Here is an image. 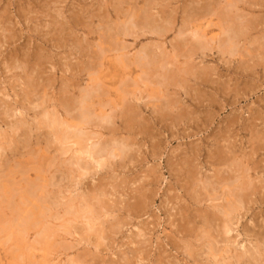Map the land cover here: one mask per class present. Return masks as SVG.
I'll use <instances>...</instances> for the list:
<instances>
[{"label":"rangeland","instance_id":"rangeland-1","mask_svg":"<svg viewBox=\"0 0 264 264\" xmlns=\"http://www.w3.org/2000/svg\"><path fill=\"white\" fill-rule=\"evenodd\" d=\"M126 1L125 4L121 5V10L119 8L118 11H124L128 15L134 12L139 16L145 14L141 15L140 18L150 13L154 19L165 20L170 23V31L166 33V38L163 40L166 46L165 58L169 63L168 69L173 73L177 69L187 73L192 71V75L188 74L185 79H182L181 75L170 78L171 74L166 72L167 75L163 80L159 75L158 77L154 75L150 77V74L142 76V69L134 65V55L141 48V45L151 41L149 34L139 35V38H134V35L123 37L121 40L118 38L117 41H109L112 43L110 45L98 40V34L100 36V34L104 35L105 33H102L101 25H106V28L107 25L113 28L118 20H123V17L120 19L113 11L121 3L120 0H116V2L115 0H52V3L49 0H0L1 113L5 105H8L9 108L10 106L11 108L17 106L18 110L21 108L20 104L27 106V103L22 101V95L28 93V91L24 92L26 90H23L22 81L27 79L32 81L34 86H37H33L37 88V93L41 94V91H45L46 96L44 98H49L47 102L49 111L51 109L49 104L52 103V101L49 102L50 99L66 97L67 94L63 93L66 85H76L75 96L78 95L80 89L90 84L92 86L98 85V87L95 86L98 88V93L95 94L96 98L94 95V102L97 99L100 101L99 104L104 105L103 112L111 114L110 122L112 123L103 125L104 127L107 126L106 131L93 128L94 132L104 133L98 140L95 139L97 142L106 141L110 143V141L117 139L122 143L123 137H128L127 132L123 131V118H127L130 110L137 112L139 110V115L136 112L137 115H135L136 117L139 116L137 118H141L143 115L142 120L139 121L145 122L142 123L143 127H141L144 130L143 133L136 136L135 140L138 143L135 140L133 142L131 151L133 154H129L132 158L123 161V157H109L108 165L106 164L101 169L95 168V165L88 159H80V164L89 162L92 166L88 167L91 170H88L90 172L87 174V171L77 170V166L70 168L67 163L70 154H60L58 145L53 142V137L47 133L46 129L35 130L33 112L25 113L26 111L20 109L22 115L18 111H14L13 115L7 118L0 113V203L2 205H0V264H126L125 260L128 261V264H212L211 259L200 254L199 250H195L198 247L195 248L194 246L199 244V241H194L196 232L189 236V228L192 226L190 223L193 218L198 220L199 210L202 211L211 202L208 201L206 192L199 193V185H194V189L187 186L184 175L176 174L174 170L177 168L172 165L183 155L188 156L195 152L198 154L196 162L203 165V170L200 171L205 173L204 175H211L212 169L206 166L210 161L209 155L215 146L221 147L220 145H222L235 150V154L239 157L244 154L243 160L248 161L249 168L255 165L253 171L249 170L252 177H255L254 184L258 188L264 186V52H262L264 51V3L249 4V7L253 9L248 8L240 11L238 9L233 15H230L231 12L226 10H229L231 6H228L226 0H210L209 2L202 0L204 3L202 4L200 1L201 5L197 6L195 4L191 6L189 0H179L178 2L174 0L168 5L167 3L164 5L165 2H163L164 4L160 3L152 8L147 6V0ZM212 1L213 3H211ZM58 11L61 12L59 17L56 15L59 13ZM121 13L123 14V12ZM55 17L58 19L57 21H55ZM102 17L105 18L106 23L102 21ZM186 17H189V20L184 23ZM192 17L196 20L193 23L195 31L199 32V35L205 34L202 35L205 36V41L208 39L205 44L208 45L209 49L205 45L202 47L204 50H201L200 47V49L196 48L195 51L191 46L190 42H193L194 38L191 36V31L194 29L190 28L189 21ZM229 18H232L233 22H230ZM238 24L247 26L246 28L249 30L241 28L244 34H248L239 41L238 55L232 56L228 53L223 55L220 47L224 45L225 31L230 27L233 28V32H237L235 28ZM86 28L101 31L88 37L84 31ZM180 29L183 31V36L179 38H186L189 43L185 45L182 41L183 48L178 47V50L173 51L170 45H174L179 40L176 34ZM58 32L59 34H57ZM105 35L108 36L109 33H105ZM88 43L90 46H87ZM119 43L127 47L126 50L122 51L125 57L112 50L114 49L112 45L114 44L115 47L116 44L120 45ZM97 44L104 45V51L109 52L98 53V55L96 50L98 51L99 45ZM102 46L99 49L103 51ZM89 48L91 50H88ZM98 58H102L100 62ZM94 60L95 63L92 65ZM196 63V68L200 69L194 68L193 65ZM16 65L19 68H14ZM86 65L90 68L86 72L81 71V68ZM201 69L207 73L210 72L208 73L209 78L206 77L208 80L204 78L196 82L193 80L194 71ZM88 71H91L90 74L92 73L89 78ZM77 72L79 75L81 73V76L79 78L73 77ZM179 78L182 79L183 83H181V79L178 81ZM167 79L170 81L167 82ZM33 87L30 90H33ZM68 89L71 92V87ZM174 91L176 92L174 93ZM33 94L35 95L34 92L31 95ZM175 100L177 104L172 105L175 103L172 101ZM167 101L170 102L167 103L168 105L166 104ZM159 103L162 104L161 107H159ZM145 104L147 105L145 106ZM166 105L175 111L172 110V112L169 109L167 111L174 116L169 115L170 120L161 123L160 117L156 115L159 113L161 115L162 110L166 111L162 108L167 107ZM125 107L128 108L124 109ZM129 107L132 108L129 109ZM161 108L162 110H160ZM122 111L127 112L123 114ZM154 111L156 114L153 113ZM112 112L114 113L112 114ZM155 117L159 118L156 120ZM22 118L26 122L25 126H30L31 131L18 129L12 133L8 124ZM172 118L173 120L178 118V122H176L177 120L175 124L169 122ZM145 125H147V129ZM109 129L111 130L109 131ZM154 150L153 158L152 152ZM70 170L73 171L72 175H70ZM82 173L84 174L81 176ZM151 177L152 182H148ZM180 179L181 181H179ZM32 187L38 190L35 191V195L40 200L45 198L43 199L44 202H38L36 200L38 197H35L36 199L28 197L32 203H36L35 205L22 200L25 192ZM11 189L12 194L5 193ZM140 191L148 194L147 203L144 206H139L141 207L138 208L139 210L135 208L134 212L128 211L129 205L131 206L135 202V198L141 194ZM197 192L198 194H196ZM263 193L264 188L253 195L255 197L249 203L248 209H244L245 211L241 209L242 214L240 210L241 215L246 214L241 218L239 216L237 222L241 220L235 226V230L229 232L227 236L225 235L230 240L235 239L234 243L227 246V249L231 247L229 250L232 253L237 250V252L243 251L242 249L246 245L249 248L252 246L251 238L242 232L244 227L245 229L249 227L248 230L246 229L248 234L255 229L259 230L260 232L257 230L254 232L256 234L261 233L260 239L264 238V198L261 199L262 197L259 196L260 194L263 196ZM10 194L12 197L8 198L11 196ZM196 195L199 196L196 197ZM193 196L195 199L192 198ZM198 197L201 198V205L196 201ZM203 198L207 200L202 201ZM259 199L262 200L261 203ZM83 200H86L88 205L94 206L93 208L95 211L98 210V214L102 213L92 231L86 229L83 212L76 210V208L80 209L85 206L86 201ZM11 201L14 204L23 202L16 206L18 213L14 210L15 205L11 206ZM50 202L53 204L52 206L48 205L51 204ZM36 205H38L37 208L34 207ZM45 206L51 207L46 215H43L42 208ZM208 209L211 211L210 208ZM28 212H30L29 215H33L29 217V222L33 225L28 223L25 230L20 233L16 230L19 215L23 216ZM16 213L19 215L17 216ZM184 222L185 224H183ZM12 223L13 225H11ZM97 230H99L100 236L104 234L102 236L104 240L98 239ZM178 230H182L183 234L182 231ZM261 242L264 248V240ZM189 244L193 247L190 248ZM134 250L137 252H133ZM129 256H131L129 260L125 259Z\"/></svg>","mask_w":264,"mask_h":264},{"label":"bare ground","instance_id":"bare-ground-1","mask_svg":"<svg viewBox=\"0 0 264 264\" xmlns=\"http://www.w3.org/2000/svg\"><path fill=\"white\" fill-rule=\"evenodd\" d=\"M51 1L52 3V0H49ZM54 1V0H53ZM126 0H120L121 3L118 4V7H115L114 8V5H113V11L116 12L117 16L121 19L123 17V20L119 21L116 23V26L115 27H109L107 25V28L105 26H102L101 25V30H102V33L105 32V33H109L108 36L104 35L103 34H98L97 38L98 40H101L102 43H109L110 42H113V41H117V39L119 38L121 40V38L123 37H127V36H133L134 35V38H139L138 36L139 35H143V34H146V35H151V41L147 44H144V45H141V48L136 52V54L134 55V65H137L139 67H136V68H139V69H142V76H147L148 74H150L149 76L150 77H153V75L155 77H159L163 80L165 79L166 75L165 74L166 72L168 74H171L170 78L172 76H176V77H179L181 75V78L182 79H185L187 78V75L188 74H191L193 73L192 71L189 73H187L186 71H183V70H179L177 69L174 73L168 69V60L165 58V51H166V46H165V42L163 43V40L166 38V33H168L170 31L169 27L171 26L170 23H168V21H160V20H156L154 19L153 15L151 16V14L147 13L148 15L147 16H142L144 18H140L141 15H145V14H141L140 16L139 15H136V14H131L129 13L130 15L126 14L124 11H121L123 12V14L118 11V9L122 8L121 5L125 4ZM145 1V0H144ZM174 0H147V6L149 8H152L153 6L155 5H158L160 3L164 4L163 2H165L164 5H168V3H172ZM179 0H176V2H178ZM188 1V0H187ZM202 0H189L191 6L192 5H199ZM207 1V0H206ZM210 0H208L209 2ZM214 1V0H213ZM213 1L211 3H213ZM216 1V0H215ZM228 1V6L231 8L229 10H226V11H230L231 14L230 15H233L235 11H237L239 9L240 10H245V9H253V8H250L249 7V4L251 5L252 3H264V0H226ZM116 2V0H115ZM113 2V3H115ZM188 2V3H189ZM184 3V1H183ZM204 2H202L203 4ZM187 4V3H186ZM117 5V4H116ZM115 5V6H116ZM201 5V4H200ZM210 5V4H209ZM263 5V4H262ZM189 6V4H188ZM254 6V5H253ZM146 8V7H145ZM144 8V9H145ZM228 8V7H227ZM241 8V9H240ZM262 8V7H261ZM93 9V8H92ZM123 10V9H122ZM149 10V9H148ZM151 10V9H150ZM200 10V9H199ZM261 10V9H259ZM238 11V12H239ZM59 12V11H58ZM87 12V11H86ZM146 12V11H144ZM157 12V11H156ZM200 12V11H199ZM93 13V12H92ZM100 13V12H99ZM114 13V12H113ZM143 13V12H142ZM44 14V13H43ZM61 14V12H59L58 14L56 13V15L59 17ZM79 14V13H78ZM155 14V13H154ZM158 14V13H157ZM161 14V13H160ZM200 14V13H199ZM55 15V16H56ZM77 15V14H76ZM75 15V16H76ZM95 15V14H94ZM56 16V17H57ZM82 16V15H80ZM79 16V17H80ZM96 16V15H95ZM109 16V15H108ZM116 16V17H117ZM197 16V14H196ZM228 16V15H227ZM242 16V15H241ZM56 17L54 18L55 21H57L58 19H56ZM158 17V16H157ZM167 17V16H166ZM172 17V16H171ZM194 17V15H193ZM190 18L191 20L189 21L190 22V25L192 29H194L193 27V23H194V20ZM219 17V16H218ZM221 17V16H220ZM230 17V16H229ZM233 17V16H231ZM238 17V15H237ZM236 17V18H237ZM108 18V17H107ZM159 18V17H158ZM222 18V17H221ZM103 19V20H102ZM102 21L104 23H106L104 21L105 18L102 17ZM141 19V20H140ZM168 19V18H167ZM166 19V20H167ZM230 19V22L233 20H231L232 18H229ZM61 20V19H60ZM90 20V19H89ZM116 20V19H115ZM169 20V19H168ZM189 20V17H186L184 19V23L187 22ZM193 20V21H192ZM264 20V19H263ZM51 21V19H50ZM63 21V20H61ZM69 21V20H68ZM92 21V20H91ZM170 21V20H169ZM192 21V22H191ZM196 21V20H195ZM240 21V20H239ZM60 22V21H59ZM78 22V21H77ZM188 22V23H189ZM261 22V21H260ZM58 23V22H57ZM62 23V22H61ZM81 23V22H80ZM79 23V24H80ZM192 23V24H191ZM199 24V22H196V24ZM250 23V22H249ZM8 24V23H7ZM54 24V23H53ZM67 24V23H66ZM86 24V23H85ZM172 24V23H171ZM252 24V23H251ZM250 24V25H251ZM65 25V24H64ZM173 25V24H172ZM234 26L236 24H233ZM232 25V26H233ZM244 25V24H243ZM256 25V23H255ZM253 25V26H255ZM75 26V24H74ZM85 26V25H83ZM87 26V25H86ZM85 26V27H86ZM189 26V25H188ZM233 26V27H234ZM252 26V27H253ZM185 27V25H184ZM247 27V26H246ZM240 24L237 25V27L235 29H237L236 31L237 32H233V28H230L228 27L226 29V37H225V40L223 41V46L221 45V51H222V54L225 55V54H229L232 56L234 55H238L237 52H239V41L245 37L247 34L243 32V30L241 28H245L244 30H248V28H246ZM257 27V26H256ZM58 28V27H57ZM61 28V27H60ZM59 28V29H60ZM68 28V27H67ZM88 28V27H87ZM84 29V31L86 32V35L89 37L91 36V34L95 33V32H98V31H101V30H98V31H93V29L89 28V29ZM100 28V27H99ZM171 28V27H170ZM188 27V29H190ZM250 28V27H249ZM70 29V28H69ZM199 29V28H198ZM201 29V28H200ZM238 29H241V30H238ZM86 30H89L92 32H89V31H86ZM184 30V29H183ZM225 30V29H224ZM61 31V30H60ZM65 31V30H64ZM108 31V32H107ZM3 32V31H2ZM186 32V31H185ZM191 36H193V42L191 41V46L194 48V50L196 48H199L201 47V50H204L202 47L206 45V47L208 48V45L205 44V42L208 40L205 41V34L202 35V34H198L199 32H196L195 29L191 31ZM224 32V31H223ZM71 33V32H69ZM59 34V32L57 33ZM187 34L189 35L190 37V34L187 32ZM185 34V35H187ZM72 35V34H71ZM95 35V34H94ZM97 35V34H96ZM174 35V34H173ZM187 35V37H188ZM199 35V36H198ZM106 36V37H105ZM182 37L183 36V31L182 29L178 30V33L176 34V37ZM82 37V36H81ZM105 37V38H104ZM107 38V39H106ZM184 38V37H183ZM190 40V38H188ZM192 39V38H191ZM246 39V38H245ZM244 39V40H245ZM9 40V39H8ZM69 40V39H68ZM123 40V39H122ZM90 41V40H89ZM137 41V40H136ZM135 41V42H136ZM176 41V40H175ZM182 41L184 42V44L186 45V43H189L186 38L182 39V38H179L178 41H176V43L173 45H170L172 47V50H178V47H182L184 46V44L182 43ZM216 41V40H215ZM252 41V40H251ZM72 42V40H71ZM82 42V41H81ZM70 43V42H69ZM100 43V41H99ZM209 43V42H208ZM211 43V42H210ZM249 43V42H248ZM73 44V43H72ZM101 44V43H100ZM112 44V43H109V45ZM120 44V43H119ZM123 44H124V41H123ZM252 45L254 43H251ZM99 45V44H97ZM97 45H94L97 47ZM114 45V44H113ZM112 45V50H114V52L116 51L120 56L122 57H125L123 54H122V51L123 50H126L127 47H125V45L122 46V44L120 45H115V47ZM243 45V44H242ZM249 45V44H248ZM260 45V44H259ZM263 45V44H262ZM74 46V45H73ZM82 46V45H81ZM87 46H90L89 43ZM102 46V45H101ZM100 45L97 47L98 51L96 50L97 54L99 53H102L103 52H109V51H104V45L102 46L103 47V51L102 49H99V47H101ZM108 46V44H107ZM121 46V47H120ZM131 46V45H130ZM92 47V45H91ZM109 47V46H108ZM212 47V45H211ZM219 47V46H218ZM217 47V48H218ZM261 47V46H260ZM259 47V48H260ZM263 47V46H262ZM86 48V47H85ZM88 48V47H87ZM110 48V47H109ZM258 48V49H259ZM107 49V47H106ZM111 49V48H110ZM209 49V48H208ZM207 49V50H208ZM257 49V48H256ZM88 50H91L90 48ZM100 50V52H99ZM206 50V49H205ZM219 50V51H220ZM196 51V50H195ZM220 51V52H221ZM79 52V51H78ZM192 52V51H191ZM264 52V51H262ZM89 54L91 52H88ZM194 53V52H193ZM81 54V53H80ZM95 54V53H94ZM96 54V56H98ZM101 54V55H102ZM169 54V53H168ZM258 54V53H257ZM23 55V54H22ZM87 55V54H85ZM100 55V56H101ZM130 55V54H129ZM228 55V56H229ZM89 56V55H88ZM95 56V55H94ZM104 56V55H103ZM131 56V55H130ZM167 56V55H166ZM189 56H192V55H189ZM256 56V55H255ZM264 56V55H263ZM13 57V56H12ZM79 57H82V56H79ZM231 57V56H230ZM254 57V55H253ZM84 58V56H83ZM90 58V56H89ZM93 58V57H92ZM96 58V57H95ZM161 58V60H160ZM22 59V58H21ZM28 59V58H27ZM35 59V58H34ZM99 59V58H98ZM98 59H95V60H98ZM102 58H100L98 61L100 62ZM116 59V58H115ZM129 59V58H128ZM132 59V58H131ZM190 59H192L190 57ZM95 60L94 62L92 63V65L95 63ZM119 60V59H118ZM194 61V59H192ZM127 61V60H126ZM23 62V61H22ZM128 62V61H127ZM89 63V62H88ZM130 63V62H129ZM194 63V62H193ZM35 64V63H34ZM86 64V63H84ZM98 64V63H96ZM101 64V63H100ZM133 64V63H131ZM131 64H128V65H131ZM173 64V63H172ZM203 65V64H202ZM70 66V65H69ZM79 66V65H78ZM95 66V65H94ZM98 66V65H97ZM102 66V65H100ZM194 68H196L197 66V63L196 65H193ZM19 66H15L14 68H16ZM99 67V66H98ZM90 67L89 66H84L82 67L81 71H87ZM92 68V66H91ZM198 68V67H197ZM196 68V69H197ZM38 69V68H37ZM99 69V68H98ZM200 69V68H198ZM41 70V69H40ZM190 70V69H189ZM174 71V70H173ZM89 72V71H88ZM91 72V71H90ZM88 74V78L91 76V74ZM44 73V72H43ZM73 73V71H72ZM79 72L75 73L73 75V77L77 76L78 78L81 76V73L80 75L78 74ZM173 73V74H172ZM210 73V72H208ZM208 73L204 71V69L202 70H197V71H194V78L193 80L194 81H199L201 79H204L205 80H208L206 79L209 78L208 76ZM41 74V73H40ZM218 74V73H217ZM72 75V74H71ZM70 75V76H71ZM192 75V74H191ZM69 76V77H70ZM175 77V78H176ZM193 77V76H192ZM168 78V77H167ZM174 78V79H175ZM179 78L178 81L181 79ZM73 79V78H72ZM96 79V78H95ZM151 79V78H150ZM182 79L180 80L181 83L182 82ZM190 79V78H189ZM32 80V79H31ZM173 80V79H172ZM73 81V80H72ZM90 81V80H89ZM94 81V79H93ZM98 81V80H97ZM170 81V80H169ZM168 79H167V82H169ZM175 81V80H173ZM177 81V82H178ZM96 82V81H95ZM162 82V81H161ZM186 82V81H184ZM195 82V83H196ZM22 83L24 84V89L23 90H26L24 92H27V95H22L23 96V99L22 101L23 102H26L27 103V106L25 104H20V109L26 111L25 113L27 112H33V120L35 121V130H41L42 128L43 129H46L47 130V133L53 137V142H55L57 145H58V150L60 152V154L62 155H65V154H70V157L69 159L67 160L64 159V163H65V160H67V163L68 165L70 166V168L72 166H77V170L79 171H82V172H85L87 171V174L90 172H88V170H91L89 169L88 167H92L90 166L89 162L86 164L83 162V164H80V159H88V161L92 162L93 165H95L94 167L96 168H100L101 167L103 168V166H106V164L108 165V160H109V157H117L119 156L120 158L123 157V161H125L124 159H130L132 158V154H131V151H132V145H133V142L134 140L137 138L136 136L138 135H141L143 133L144 130H142L143 127L142 126V123H145V122H141L139 121L140 119L142 120L143 118V115L141 118H137L139 116L136 117V113L138 112L135 111H131L128 112L129 115H127V118H123V131H126L127 134H128V137H123V142L120 143V141H117V139L115 140H112V142L110 141V143H107L106 141H102V142H97L95 139L99 137H101L104 133L103 132H94L93 131V128H98L99 130H104L106 131V127L107 126H103L104 124H108V123H112L110 122L111 120V114H107L105 112H103V109H104V105L103 104H99L100 101H97V99L95 100L94 102V99L96 98V93H98V85H93L90 84L89 86H86L85 88L83 89H80V91L78 92V95L75 96L74 94L76 93L75 90H76V85H66V87L63 89V93L64 94H67L65 98H63L62 96V99L61 98H56V99H53L52 100L50 99L49 102L52 101V103L49 104V106L51 107L50 111L48 110L47 108V102L49 100V98H44V96H46V93H44L45 91L43 90V92L38 89V91H41L39 93H37V88H34V87H37V86H34L33 82L32 81H29L27 79H24L22 81ZM151 83V82H150ZM71 84V83H70ZM98 84V83H97ZM100 84V82H99ZM153 84V83H152ZM203 84V83H202ZM206 84V83H205ZM219 84V83H218ZM43 85V84H42ZM34 86V87H33ZM95 86H97L95 88ZM119 86V85H118ZM167 86V85H166ZM179 86V85H178ZM186 86V85H185ZM33 87V90H30V88L32 89ZM45 87V86H44ZM69 87H71V92L69 91ZM155 87V86H154ZM182 87V86H181ZM124 88V87H123ZM192 88V87H191ZM42 89V87H41ZM175 89V88H174ZM22 90V91H23ZM35 90V91H34ZM180 90V89H179ZM185 90V89H184ZM224 90V89H223ZM35 93V95H31L32 93ZM176 91H174L175 93ZM181 93V92H180ZM205 93V92H204ZM62 94V93H61ZM178 94V92H177ZM223 94V93H222ZM31 95V96H30ZM94 95H95V98H94ZM98 95V94H97ZM186 95V94H185ZM20 96V95H19ZM25 96V97H24ZM42 96V97H40ZM65 96V95H63ZM105 96V95H104ZM174 96V95H173ZM154 97V96H153ZM98 98V97H97ZM97 101V102H96ZM158 102V101H157ZM169 101L166 102V104L168 103ZM174 104L172 105H176L177 101H172ZM182 102V101H180ZM16 103V102H15ZM19 103V102H17ZM98 103V104H97ZM162 103V102H161ZM158 104L159 107L162 106V104ZM170 103V102H169ZM126 104V103H125ZM140 104V103H139ZM179 104V103H178ZM182 104V103H181ZM136 105H137V102H136ZM147 104H145L146 106ZM168 105V104H167ZM166 105V106H167ZM171 107H174L172 106ZM194 105V104H193ZM31 106V107H30ZM119 106V104H118ZM127 106V105H126ZM141 106V105H140ZM170 106V105H169ZM27 107V108H26ZM93 107V109H92ZM137 107V106H136ZM180 107V106H179ZM178 107V108H179ZM3 111L1 114H3V116H5L6 118L7 117H11L13 114V112L15 111H18L20 115H22V112L21 110L19 111L18 110V107L15 106V107H12L10 106V108L8 107V105L4 106L3 107ZM128 107H125L124 109H126ZM132 108V107H129V109ZM142 108V107H141ZM155 108H158V107H155ZM163 109H166V111L162 110ZM160 110H162L161 112V115L159 113V115H156V116H159L160 117V122L161 123H164L166 122L167 120H170L171 117H173L174 115H171L170 112H167L168 109L169 111H172L173 109L170 108V107H162ZM113 109V108H112ZM118 109V108H117ZM139 109V107H138ZM171 109V110H170ZM181 109V107H180ZM193 109V108H192ZM122 110V109H121ZM137 110V109H136ZM158 110V109H157ZM158 110V111H160ZM182 110V109H181ZM99 111V112H97ZM109 111V110H108ZM157 111V112H158ZM174 111V110H173ZM172 111V112H173ZM110 112V111H109ZM121 112V111H120ZM123 114H125V112L127 111H122ZM136 112V113H135ZM141 112V110H140ZM156 111H154L153 113H155ZM175 112V111H174ZM178 112V111H177ZM111 113V112H110ZM114 112H112L113 114ZM131 113V114H130ZM151 113V112H150ZM122 114V113H121ZM120 114V115H121ZM122 114V115H123ZM136 114V115H135ZM158 114V113H157ZM180 114V112H179ZM186 114V113H185ZM18 115V114H17ZM117 115V114H116ZM119 115V116H120ZM139 115V113H138ZM171 115V117L169 116ZM182 115V114H181ZM2 116V115H1ZM15 116V115H14ZM24 116V115H23ZM115 116V114H114ZM126 116V115H125ZM184 116V115H183ZM118 117V116H117ZM116 117V118H117ZM123 117V116H122ZM158 117V118H159ZM177 117V116H176ZM180 116L178 115V118ZM185 117V116H184ZM121 118V117H119ZM154 118V117H153ZM156 118V117H155ZM156 118V120L158 119ZM177 118V119H178ZM12 119V118H11ZM31 119V118H30ZM146 119V118H145ZM175 119V117H174ZM176 119V120H177ZM184 119V118H183ZM148 120V118H147ZM173 118L171 119V122L173 124H175V121L176 120H173ZM180 120V119H179ZM182 120V119H181ZM253 120V119H252ZM20 121V122H19ZM155 122V121H154ZM159 122V123H160ZM178 122V120L176 121ZM155 123H158L157 121ZM26 122L24 121V119L22 118L21 120H14L13 122L9 123L8 124V128H10V130H12L11 132L13 133V131H16V130H27L30 132L31 131V128L30 126L27 127V125L25 126ZM148 125V123H146ZM147 125L146 126V129H147ZM32 126V125H31ZM144 126V127H145ZM24 127V128H23ZM26 127V128H25ZM226 127V126H225ZM117 128V127H116ZM141 128V129H140ZM227 128V127H226ZM111 129H109L110 131ZM25 134V132H23ZM111 133V132H109ZM113 136V135H112ZM256 136V135H255ZM14 137V136H13ZM3 138V137H2ZM114 138V137H113ZM95 140V141H94ZM101 140V139H100ZM27 141V140H25ZM137 141V140H135ZM9 142V141H8ZM109 142V141H108ZM227 142V141H226ZM230 142V141H229ZM131 143V144H129ZM136 143V142H135ZM138 143V141H137ZM25 144V143H23ZM262 144V143H261ZM153 146V145H152ZM221 147H217L215 146L213 151L211 152V154L209 155L210 158V161H208V165H206L208 168L212 169V173H210L211 175H204L205 173H202L200 170L203 168V165H199L196 160H197V153H191L189 154L188 156L187 155H183L181 158H178L177 161H175V163L172 165L177 168L174 170V172L178 175H184V178H185V182L187 183V186H191L192 189H194V185H199V193H203V192H206V197L208 199V201H210L211 203L209 205H207L202 211L199 210V214H198V220H192V222L190 223L192 226L190 229V233H189V236H191V233L194 234V232H196V237L194 238V241H199V244L198 245H195L194 247L197 248L195 250H199L198 252L200 254H204L208 259H211L213 261L212 264H264V248H263V243L261 242V240H264V238L260 239V234H256L254 231L257 230L255 229L252 233L250 232V234L247 233L246 229L249 228L247 227L245 229V227L243 228L242 232L244 233L245 236H248L249 238H251L250 240V243L252 244L251 248L247 247L248 245L244 246V248L242 249L243 251H240V252H237L235 251L234 249V253L231 252V250H229V248L231 247H228L227 249V246L228 244L230 245V243H234L235 242V239L234 240H230L229 237H226L229 232L235 230V226L238 225V223L240 222H237L239 216L241 218V216L243 217L244 214L246 213H243L242 214V210L241 209H245L247 210L248 206L250 205L249 203L252 202V199L253 195H255V193L257 191H259L260 189L264 188V186H260L259 188L256 187V185L254 184L255 182H253V180L255 179V177L253 178L251 173L249 172V170H252L253 171V168L254 167L252 166V168H249V164H248V161L245 162L243 160V157H244V154H242L240 157L235 154V150L233 149H230V148H226V146H222L220 145ZM252 146V145H251ZM257 146V145H256ZM263 147V146H262ZM1 148V147H0ZM139 148V147H138ZM48 150V149H47ZM253 150V149H252ZM58 152V153H59ZM130 152V153H129ZM152 152V151H151ZM182 152V151H181ZM157 153V151H156ZM251 153V152H250ZM129 154H131L129 156ZM154 154H155V150L152 152V156L154 158ZM200 154V153H199ZM253 155V153H252ZM250 157V155H249ZM253 157V156H252ZM52 158V157H51ZM41 159V158H40ZM54 159V158H53ZM84 159V160H85ZM247 159V158H246ZM42 160V159H41ZM83 160V161H84ZM131 161V160H130ZM128 161V162H130ZM23 162V161H22ZM36 162V161H35ZM173 162V161H172ZM205 162V161H204ZM114 163V162H112ZM124 163V162H123ZM171 163V162H170ZM250 163V162H249ZM67 165V164H66ZM92 165V164H91ZM179 167H178V166ZM52 167V166H51ZM76 169V168H75ZM109 169V168H108ZM107 169V170H108ZM170 169V168H169ZM203 170V169H202ZM173 171V170H171ZM69 172V170H68ZM67 172V174H68ZM256 172V171H254ZM41 173V171H40ZM71 173H73V171L70 170V175H72ZM94 173V172H93ZM84 173L81 174V176L83 175ZM255 174V173H254ZM78 175V174H76ZM91 175V174H90ZM151 175V174H150ZM74 176V175H73ZM55 177V176H54ZM69 177V175H68ZM62 179L64 177H61ZM71 178V177H70ZM77 178V177H76ZM61 179V180H62ZM43 180V179H42ZM73 180H76L73 178ZM152 180V177L151 179H149L148 182H150ZM260 180V179H259ZM22 181V180H21ZM63 181V180H62ZM181 181V179L179 180ZM49 182V181H48ZM147 182V180H146ZM145 182V183H146ZM152 182V181H151ZM178 182V181H177ZM259 182V181H258ZM11 183V182H10ZM29 183V182H28ZM55 183V182H54ZM59 183V182H58ZM144 183V184H145ZM180 183V182H179ZM261 183H263V181H261ZM184 184V183H183ZM182 184V185H183ZM192 184V185H191ZM260 184V182L258 183ZM30 185V184H29ZM41 185V184H40ZM51 186V185H50ZM185 186V184H184ZM185 186V187H187ZM258 186V185H257ZM41 187V186H40ZM43 187V185H42ZM181 187V186H180ZM184 187V188H185ZM198 187V186H196ZM195 187V189H196ZM1 188V186H0ZM29 188V187H28ZM46 189V188H45ZM186 189V188H185ZM42 190V189H41ZM181 190H182V187H181ZM189 190V189H188ZM197 190V189H196ZM35 191H38L37 189H35V187L33 188H30L27 190V192H25V195H23L22 197V200H26L27 202H31V200L28 198H32V199H36L35 197H38L36 196V192ZM144 191V190H142ZM140 191V193L142 192ZM190 191V190H189ZM201 191V192H200ZM1 192V191H0ZM12 189L11 191H7L5 193H11L12 194ZM43 192V191H42ZM98 193V192H97ZM187 193V192H186ZM184 193V194H186ZM189 193V192H188ZM194 193H195V190H194ZM10 194V195H11ZM14 194V193H13ZM21 194V193H20ZM46 194V193H45ZM198 194V192L196 193ZM264 194V193H263ZM47 195V194H46ZM195 195V194H193ZM200 195V194H199ZM199 195H196L199 196ZM262 194H260L259 196L262 197L261 199L264 198V195L261 196ZM3 196V194H2ZM14 196V195H13ZM41 196V195H40ZM204 197V194L202 195ZM201 196V197H202ZM12 197L11 196H8V198ZM148 194H146L145 192L139 194V197L138 198H135V202H133V204L129 207H128V211H131V212H134L136 209L135 208H141L139 206H144L146 203H147V199H148ZM179 197V196H177ZM40 198H43V197H40ZM90 198V197H89ZM95 199H97L96 197H94ZM100 198V197H99ZM176 198V197H175ZM193 199H195V197L193 196L192 197ZM258 198V197H257ZM21 199V198H20ZM45 199V198H43ZM42 200L39 199V197L36 199L38 202L40 201L41 203L44 202ZM71 199H74V198H71ZM204 199V198H203ZM202 199V201H206L207 199L205 198L204 200ZM257 200V199H256ZM255 200V201H256ZM260 200V199H259ZM9 201V200H8ZM63 201V199H62ZM76 201V200H74ZM83 201H86V200H83ZM197 203L200 204L201 202V198L198 197V199L196 200ZM207 201V202H208ZM254 201V200H253ZM262 200H260L259 202L261 203ZM1 202V201H0ZM12 202V201H11ZM99 202V201H98ZM149 202V200H148ZM173 202V201H172ZM195 202V201H194ZM21 203H23L21 201ZM19 203V204H21ZM48 203V202H47ZM51 203V202H50ZM90 203V202H89ZM202 203V202H201ZM258 203V202H257ZM10 204V202H9ZM19 204L17 203H11V206L13 207V205L18 206ZM31 204L35 205L34 203L31 202ZM82 204V202H81ZM253 204V203H252ZM251 204V205H252ZM255 204V202H254ZM1 205V203H0ZM45 205V204H44ZM48 205H53L52 203L51 204H48ZM70 205V204H68ZM84 207L78 209L76 208V210H80L81 212H83V214L85 215L84 216V219H85V223H86V226H87V231H92L93 228H94V225L96 224V221L98 220L99 218V215L102 214L100 212V214H98V210L95 211V208H93L94 206H90L87 204V201L86 203H84ZM100 205V203H99ZM201 205V204H200ZM258 205V204H257ZM2 206V205H1ZM10 206V205H9ZM10 206V207H11ZM51 206H45L42 208V214L43 215H46V213L48 212L49 208ZM14 207V208H15ZM35 208L38 207V205L34 206ZM33 207V208H34ZM42 207V206H41ZM73 207V205H72ZM197 207V206H196ZM253 207V206H252ZM8 208V207H7ZM21 208V207H20ZM71 208V207H69ZM194 208V207H193ZM210 208L211 211L208 209ZM67 210H69L68 208H66ZM75 209V208H74ZM135 209V210H134ZM138 209V210H139ZM146 209V208H145ZM1 210V209H0ZM16 212L18 211L17 207L14 209ZM34 210V209H33ZM66 210V211H67ZM71 210V209H70ZM134 210V211H133ZM240 210H241V214H240ZM244 210V211H245ZM15 211H12L13 213ZM38 211V210H37ZM72 211V210H71ZM70 211V212H71ZM74 211V210H73ZM79 211V212H80ZM198 211V210H197ZM2 212V211H1ZM25 212V211H24ZM41 212V211H39ZM68 212V211H67ZM103 212V211H102ZM106 212V211H105ZM130 212V213H131ZM247 212V211H246ZM18 213V212H17ZM16 213V214H17ZM21 213V212H20ZM30 212H28L27 214H24L23 216L17 214V216L19 215V220H18V223H17V228L16 230L18 232H23L25 230V227L27 226L28 223H30V225H33V223L29 222V217H32L33 215L30 214ZM69 213V212H68ZM76 213V212H75ZM15 214V215H16ZM37 214V213H36ZM41 214V217L43 218ZM40 215V214H39ZM77 215V214H76ZM194 215V214H193ZM16 216V218H17ZM82 217V216H81ZM174 217V216H173ZM197 217V216H196ZM50 218V217H49ZM58 218V217H57ZM56 218V219H57ZM186 219V218H184ZM183 219V220H184ZM12 220V219H11ZM10 220V221H11ZM37 221V218L35 219ZM130 220V219H129ZM181 220V219H180ZM13 221V220H12ZM39 221V220H38ZM99 221V220H98ZM182 221V220H181ZM186 221V220H185ZM262 221V219H261ZM109 223V222H108ZM193 223V224H192ZM258 223V222H257ZM264 223V222H263ZM8 224V223H6ZM79 224V223H78ZM185 224V222L183 223ZM13 225V223L11 224ZM70 225V224H69ZM256 225V223H255ZM264 225V224H263ZM112 226V225H111ZM253 226V225H252ZM8 227V225H7ZM34 227V226H33ZM255 227V226H254ZM261 227V226H260ZM39 228V227H38ZM79 229V227H78ZM237 229V228H236ZM110 230V229H109ZM248 230V229H247ZM261 230V229H260ZM76 231V230H75ZM101 231V230H100ZM113 231V230H111ZM178 231H182V230H178ZM177 231V232H178ZM189 231V230H188ZM258 232H260L259 230H257ZM97 237L98 239H102L104 240V237L100 236L99 234V230H97ZM104 232V230H103ZM141 232V230L138 232V234ZM176 232V233H177ZM10 233V231H9ZM68 233V232H67ZM66 233V234H67ZM180 233V232H179ZM183 234V231L181 232ZM12 234V233H11ZM106 234V232H105ZM137 234V236H138ZM181 234V235H182ZM185 234V233H184ZM79 235V234H78ZM140 235V234H139ZM226 235V236H225ZM89 236V234H88ZM240 236V235H239ZM141 237V236H140ZM238 237V236H237ZM247 237V238H248ZM82 238V236H81ZM86 238V237H85ZM107 238V237H105ZM188 239V238H187ZM26 240V239H25ZM83 240V239H82ZM193 240V239H191ZM6 242V241H5ZM37 242V241H36ZM186 242V241H185ZM196 242V244H197ZM132 243V242H131ZM248 243V242H246ZM245 243V244H246ZM194 244V243H193ZM222 244V245H221ZM217 245H221L219 247H215ZM240 245V244H239ZM237 245V246H239ZM97 246V244H96ZM235 246V245H234ZM242 246V245H241ZM138 247V246H137ZM186 247V246H185ZM184 247V248H185ZM189 247H193L191 246V244H189ZM63 248V247H62ZM233 248V246H232ZM235 248V247H234ZM238 248V247H237ZM236 248V249H237ZM137 249V248H136ZM186 249L188 250V248L186 247ZM194 249V248H193ZM193 249H191L192 251H194ZM68 250V249H67ZM241 250V248H240ZM128 251V250H127ZM139 251V250H138ZM132 252V251H131ZM130 252V253H131ZM133 252H137V250L133 251ZM144 253V252H143ZM132 254V253H131ZM226 254V255H224ZM128 255V253H127ZM199 255V254H198ZM197 256V255H196ZM131 256L129 257H126L125 259H128L130 258ZM200 258V257H199ZM206 258V259H207ZM78 260V259H77ZM210 260V261H211ZM208 261V260H207ZM209 261V262H210ZM126 264H128L126 261ZM124 262V263H125ZM208 262V263H209ZM33 264V263H32Z\"/></svg>","mask_w":264,"mask_h":264}]
</instances>
